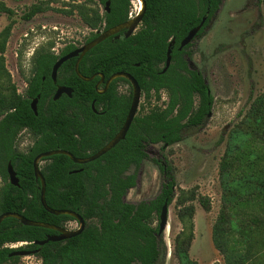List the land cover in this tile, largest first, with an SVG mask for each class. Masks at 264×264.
Listing matches in <instances>:
<instances>
[{"label":"trees","instance_id":"trees-1","mask_svg":"<svg viewBox=\"0 0 264 264\" xmlns=\"http://www.w3.org/2000/svg\"><path fill=\"white\" fill-rule=\"evenodd\" d=\"M98 1L105 5L106 0ZM131 1L111 0L110 12L103 14L99 9H92L89 14L81 12L84 23L96 30L86 42L96 38L97 31L128 20ZM144 1L140 29L129 37L120 33L119 38H107L81 60L82 75L97 74L92 81L76 74L77 57L64 62L57 82L53 81L55 62L77 48L69 44L59 54L48 47L34 52L24 94L18 93L14 84L5 91L0 89V215L17 212L64 228L76 219L45 209L41 180L35 176L33 163L37 155L55 149L89 157L118 132L130 107L132 90L129 97L119 96L117 86L120 81L130 82L117 78L105 93H99L95 87L99 74L103 73L106 79L121 71L132 74L148 102L153 98L160 100L162 91L168 96L163 105L155 104L148 112L138 113L126 137L92 162L77 164L64 154L43 158L41 170L48 206L77 211L85 220V228L77 236L40 246L37 241L59 232L27 226L15 217H7L0 225V264H15L20 256L11 254L17 250H39L37 256L42 264H162L167 246L163 233L159 234L160 213L165 202L171 205L175 200L183 224L175 239V254L179 264H198L189 253L194 238L196 194L185 189L176 193V178L167 161L154 159L164 179L156 197L131 203L126 196L137 185L138 170L149 157L150 146H172L206 125L214 96L202 71L192 64L191 47L210 28L224 0ZM52 9L56 8L50 2L35 3L23 18L31 20ZM0 12L14 13L2 1ZM203 18L205 23L193 41L180 50L181 41ZM13 25L11 22L0 32V78L7 73L4 53ZM172 39V61L164 72ZM57 85L72 88V96L64 94L54 100ZM34 99L39 101L38 114L31 106ZM93 102L97 110L103 105L104 112L97 114ZM24 130L35 139L26 151L18 146ZM9 163L19 179L18 186L10 183ZM133 166L135 171L129 173ZM221 176L227 195L214 227L215 245L225 253H236L230 264H264V93L253 102L239 130L232 132L221 162ZM199 199L209 210V201L205 197ZM156 221L159 223L155 226ZM21 242L25 244L18 248L8 246Z\"/></svg>","mask_w":264,"mask_h":264},{"label":"rangeland","instance_id":"rangeland-1","mask_svg":"<svg viewBox=\"0 0 264 264\" xmlns=\"http://www.w3.org/2000/svg\"><path fill=\"white\" fill-rule=\"evenodd\" d=\"M0 1L14 11L13 15L0 12V32L14 22L4 53L7 73L0 78V89L5 91L14 84L21 94L26 91V78L31 75L32 56L37 49L48 47L58 54L69 44L81 47L92 32H96L84 23L81 12L89 14L92 9H99L102 14L105 12V5L98 0ZM43 1L50 2L56 9L38 13L31 20L23 18L33 4ZM140 1V4L138 0L131 1L132 17L138 14L142 6ZM191 51L192 64L202 71L214 96L207 123L177 144L166 148L162 144L150 146L149 157L138 170L137 185L129 190L126 200L138 203L156 197L164 179L154 159L167 161L176 178V193L185 189L196 194L193 201L194 238L189 251L191 259L198 264H230L236 253H225L214 242V227L227 195L221 162L232 132L239 130L253 102L264 93V3L261 0H224L212 25L194 42ZM119 86L121 92L130 90L127 83L121 82ZM167 99L166 92L162 91L160 100L153 98L148 102L142 93L137 113L144 114L155 104L163 105ZM34 140L33 135L24 130L19 135L18 146L26 151ZM44 164V161L40 162L41 167ZM134 171L133 166L129 173ZM2 185L0 175V187ZM200 197L209 201V210L202 205ZM178 210L175 200L169 205L163 232L167 253L162 264H179L175 239L183 224ZM158 223L156 221L154 225ZM78 227V221H70L66 228L75 230ZM24 244L15 243L11 248ZM15 264H42V260L37 254H30L20 256Z\"/></svg>","mask_w":264,"mask_h":264},{"label":"water","instance_id":"water-1","mask_svg":"<svg viewBox=\"0 0 264 264\" xmlns=\"http://www.w3.org/2000/svg\"><path fill=\"white\" fill-rule=\"evenodd\" d=\"M110 6H111V0H106L105 11L110 12ZM145 8H146V2L144 0H142V9L140 10V13L137 14L135 17L130 18L123 23H120L114 27H111V28L99 33V35L96 38H94L93 40L86 42L81 47H78L75 50H73V51L67 53L66 55L62 56L61 58H59L55 62L53 69H52L53 81L54 82L57 81L58 70L62 66V64L64 62H66L67 60L73 58V57H77V61L75 63L76 74L81 79H83L85 81H92L97 76V74H94L92 76L87 77V76L82 75V73L80 72L79 66H80V62L83 59V57L86 55V53L88 51H90L97 44L101 43L102 41L106 40L107 38H109L113 35L120 33L123 30H126L125 31L126 37L133 35L135 33L136 29L138 28L139 24L143 20V17L145 14ZM205 20H206V18H203V20L201 21V23L198 26H196L195 28H193L192 30L189 31L187 36L180 43V47H179L180 50L183 49L185 46H187L189 43H191L193 41L195 36L198 34L200 29L204 25ZM118 37L119 36L117 35L116 38H118ZM174 43H175L174 39L171 40V42L169 43L168 51H167L166 64H165V68L163 70L164 72L171 65L172 46ZM99 76L101 78L98 81L96 88H98V86L102 82H104V80H105V75L103 73H100ZM120 77L126 78L127 80L130 81V83L132 85V89H133V97H132V103H131L128 115L126 117V120H125L122 128L114 136L113 139H111L105 146H103L96 153H94L91 156L86 157V158L76 157L73 153H71L68 150L55 149V150H50V151L41 153V154L37 155L34 159L33 164H34L35 176L41 180V186H42L41 202H42L43 206L45 207L46 210H48L49 212H51L55 215L68 214V215L73 216L76 219V221H78L79 227L75 230H70L68 228L57 226V225H54L51 223L31 220V219L26 218L24 215L17 213V212H5V213L1 214L0 215V225L5 218L15 217V218L19 219L24 225L49 228V229H53V230H56L59 232L58 234L48 235V237L44 240L37 241L36 244H38L40 246H43L48 242L67 240V239L74 237V236H77L83 232V230L85 228V220L80 213H78L77 211H74V210H69V209H53L50 206H48V204L46 202V197H45V195H46V180H45V177L42 173L40 162L45 157H50V156L57 155V154H64V155L69 156L77 164H86V163L92 162V161L100 158L102 155L106 154L108 151H110L112 148H114L121 140H123L126 137V134H127L128 130L130 129L131 124H132V122H133V120H134V118L138 112L140 99L142 96V89H141V86L139 85L137 79L132 74H130L128 72H123V71L116 72V73L112 74L110 76V78L106 81V85H105L104 90H101L100 92H105L108 89L110 83L114 79L120 78ZM72 93H73L72 88H69L66 86H59L55 92L53 99L58 100L63 94H67L69 96H72ZM37 101H38L37 99H34L31 103L32 109L34 110L35 114H38V112H37ZM8 174H9L10 183L14 186H18L19 185V179L17 178L16 172L14 171L11 163H9V165H8ZM168 214H169V205L167 202H165V204L162 207L161 213H160L159 234H162L166 228L167 221H168ZM38 251L39 250H34V251L17 250L11 255L26 256V255H30V254H37Z\"/></svg>","mask_w":264,"mask_h":264},{"label":"flooded vegetation","instance_id":"flooded-vegetation-1","mask_svg":"<svg viewBox=\"0 0 264 264\" xmlns=\"http://www.w3.org/2000/svg\"><path fill=\"white\" fill-rule=\"evenodd\" d=\"M141 9H142V8H141ZM141 9H139L138 14L140 13V10H141ZM131 11H132V8H131ZM131 11H130V14H129V19H130V18H133V17H132L133 15L131 14ZM136 15H137V14H136ZM130 16H131V17H130ZM126 21H127V20H126ZM141 23H142V22H141ZM103 31H105V30H101V31H97V32L101 33V32H103ZM125 31H126V30H123V31H121L120 33H123V34H124ZM135 32H136V31H135ZM120 33H118V34H116V35H113V36H115V38H116L117 35L120 37ZM119 37H118V38H119ZM172 40H173V39H172ZM77 48H78V47H77ZM181 50H182V49H181ZM58 54H59V53H58ZM60 58H61V57H60ZM57 75H58V74H57ZM95 78H96V77H95ZM100 78H101V77H100ZM109 78H110V77H109ZM109 78H108V79H109ZM108 79L105 78L104 82H102V83L98 86V88H96V89L98 90L99 93H105V92L107 91V90H106L105 92H100L101 90H104L105 85H106V81H107ZM116 79H117V78H116ZM99 80H100V79H99ZM99 80H98V81H99ZM114 80H115V79H114ZM114 80H113V81H114ZM98 81L96 82L95 87H96ZM113 81H112V82H113ZM56 82H57V81H56ZM56 82H55V83H56ZM112 82H111V83H112ZM121 82H123V81H120V82L118 83V86H117V94H118L119 96L125 94V95H127V96L129 97L130 94H131V90H132V97H133V89H132V85H131V83H127V84L130 85V90H129V92L124 93V92H121V91H120V86H119V85H120ZM129 82H130V81H129ZM26 83H27V81H26ZM111 83H110V84H111ZM124 83H126V82H124ZM27 86H28V83H27ZM59 86H62V85H57L56 90H57V88H58ZM103 86H104V87H103ZM109 86H110V85H109ZM102 87H103V88H102ZM108 88H109V87H108ZM56 90H55V92H56ZM54 95H55V93H54ZM54 95H53V97H54ZM63 95H64V94H63ZM63 95H62V96H63ZM62 96H61V97H62ZM37 100H38V99H37ZM38 102H39V101H37V107H38ZM31 103H32V102H31ZM94 103H95V102L92 103V108L94 109V111H95L97 114L103 113V112H104L103 105H100L99 110H97V109H95ZM131 103H132V100H131ZM131 103H130V106H131ZM129 109H130V107H129ZM129 109H128L127 114H126V116H125V120H126V117H127V115H128ZM121 114H122V113H121ZM137 114H138V113H137ZM137 114H136V115H137ZM119 115H120V114H119ZM119 115L117 116L118 118H119ZM209 116H210V115H209ZM82 118H83V117H82ZM83 120H84V118H83ZM125 120H124V122H125ZM124 122H123V124H124ZM123 124H122V126H123ZM122 126L119 128V130L122 128ZM119 130H118V132H119ZM118 132H117V133H118ZM117 133H116V134H117ZM116 134H115V135H116ZM113 138H114V137H113ZM113 138H112V139H113ZM33 251H34V250H33Z\"/></svg>","mask_w":264,"mask_h":264},{"label":"built area","instance_id":"built-area-1","mask_svg":"<svg viewBox=\"0 0 264 264\" xmlns=\"http://www.w3.org/2000/svg\"><path fill=\"white\" fill-rule=\"evenodd\" d=\"M138 2H139V4L141 3V1H140V0H138ZM140 8H141V7H140ZM140 8H139V9H140ZM11 245H13V244H10V245H8V246H10V247H11Z\"/></svg>","mask_w":264,"mask_h":264},{"label":"bare ground","instance_id":"bare-ground-1","mask_svg":"<svg viewBox=\"0 0 264 264\" xmlns=\"http://www.w3.org/2000/svg\"><path fill=\"white\" fill-rule=\"evenodd\" d=\"M142 7V6H141Z\"/></svg>","mask_w":264,"mask_h":264}]
</instances>
